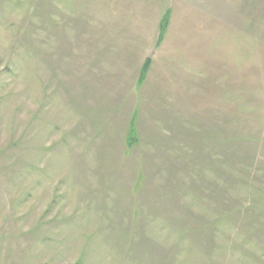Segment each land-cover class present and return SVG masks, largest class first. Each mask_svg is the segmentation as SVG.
I'll return each mask as SVG.
<instances>
[{
    "label": "rangeland",
    "instance_id": "rangeland-1",
    "mask_svg": "<svg viewBox=\"0 0 264 264\" xmlns=\"http://www.w3.org/2000/svg\"><path fill=\"white\" fill-rule=\"evenodd\" d=\"M0 264H264V0H0Z\"/></svg>",
    "mask_w": 264,
    "mask_h": 264
},
{
    "label": "trees",
    "instance_id": "trees-1",
    "mask_svg": "<svg viewBox=\"0 0 264 264\" xmlns=\"http://www.w3.org/2000/svg\"><path fill=\"white\" fill-rule=\"evenodd\" d=\"M151 59L147 58L140 70L139 73V81H141V83L144 81L145 77L148 75V72L150 71L151 68ZM137 117V112H134V114L132 115L131 121L129 123L128 126V130L126 133V137H125V147L126 150L127 149H131L134 148L137 144H140V139L137 136V129H136V119Z\"/></svg>",
    "mask_w": 264,
    "mask_h": 264
}]
</instances>
